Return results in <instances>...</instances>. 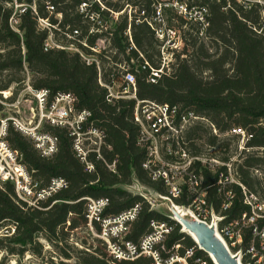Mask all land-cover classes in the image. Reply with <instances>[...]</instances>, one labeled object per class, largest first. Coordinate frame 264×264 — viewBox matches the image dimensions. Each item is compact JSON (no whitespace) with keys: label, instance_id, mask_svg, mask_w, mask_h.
<instances>
[{"label":"trees","instance_id":"16d2710c","mask_svg":"<svg viewBox=\"0 0 264 264\" xmlns=\"http://www.w3.org/2000/svg\"><path fill=\"white\" fill-rule=\"evenodd\" d=\"M143 1L144 6L139 10L143 14H134L131 18L130 36L126 31V9L119 0H43V3L39 0H15L25 4V10L18 14L16 29L9 23L12 10H4V17L0 22V46L4 45L6 50L0 52V71L20 70L26 64L38 75L28 88L33 93L46 91V108L58 93H70L76 98V112L86 110L90 113L83 123V129L94 128L104 134L98 153L93 150L96 145L90 143L91 136L90 140L84 141L83 146L88 152L83 160L74 149L73 136L67 125L44 122L40 132L56 138L55 151L45 156L30 137L17 130L12 122L7 123L6 144L17 152V159L24 171L37 177L40 183L31 180V190L23 191L29 195L27 197L35 198L36 204L33 203V206H28L26 199H23L25 202L17 199L14 185L9 180L4 181L3 186L0 185V224H13L11 234L6 232L0 236V249L5 252L14 253L17 250L21 254L28 246L33 247L37 233H43L44 238L52 242L61 230L62 234H77L85 227L94 225L103 247L98 244L101 249L98 256L85 253L86 257L82 260L84 264H153L151 256H138L132 261L113 259L105 249L107 244L100 237L102 219L116 216L135 204H140L141 210L138 217L130 223L125 240L136 243L150 232L152 220L165 221L171 228L170 233L154 246L161 261L174 252L182 256L183 247L196 248L195 241L187 233L180 231L182 227L179 223L151 209L141 195L122 188L136 179L161 195L167 194L164 185L152 181L142 167L146 149L139 142L140 126L133 116L138 100L180 105L197 116L204 117L206 122L195 121L184 132L186 148L194 154L208 146L212 148L213 154H222L221 159L226 160L229 150L236 151L235 146L230 147V142L240 137L239 134L226 133L236 128L244 130L250 135L244 143L249 151L240 152L241 159L233 165L241 182L248 189H259V179L252 171L258 169L264 174V31L259 3L185 0V10L188 13L196 9L203 15L204 38L199 43L197 37L189 44L185 43L182 49L185 57L179 58L177 54L175 67L169 73L164 70L155 83H149L146 80L149 68L145 62L150 67L159 68L161 50L156 48L158 41L148 18L151 17L150 14H154L155 5L164 10L169 1ZM176 1L181 3L184 0ZM81 3H88V15L92 13L98 19L108 17L110 12L118 13L119 20L108 31L109 49L113 52V66L121 63L117 59L118 55L127 64L130 60L135 61L130 65L131 69H126L135 79V98L107 101V88L104 85L120 82L124 70L115 73L112 70L115 67L104 69V63L110 59L107 51L101 53L91 49H95L98 33L87 34L88 26L85 25L83 14L75 11ZM165 3L167 6H164ZM48 5L53 7L51 12L48 11ZM31 7L35 8V13ZM167 9L173 10L172 7ZM54 14H59L60 19L53 18ZM39 18L47 19L50 25L40 29ZM75 27H79L80 33ZM57 28L59 31L67 29L71 36L76 30L77 34L73 37L85 40L83 44L76 43L77 47L86 53L89 49L96 52L98 63L87 64L78 52L46 47L48 35L52 33V29L56 32ZM204 39L208 40L209 47ZM187 40L186 38L184 41ZM206 72L208 75L203 76ZM17 81L15 77L6 79L4 83H0V91H7L10 84ZM9 98L10 96L6 97V101ZM213 128L216 134L213 133ZM205 134L206 142L202 140ZM199 140L202 143L197 145L196 141ZM86 163L91 164L92 168L88 169ZM109 165H113V168ZM202 177L205 183H212L216 179V175L206 169L202 170ZM53 179H63L65 186L40 196L43 191L48 190ZM233 187L238 197L228 211L229 219L243 209L239 200V187ZM208 196L217 212L221 201L214 188L208 191ZM100 198H106L108 203L100 213V220L92 219L89 223L86 217L88 201ZM174 202L185 206L189 204L185 197ZM177 244L178 249H172ZM16 246L19 248L16 249ZM194 258L205 264H213L209 256L200 249H196ZM194 258L187 259V262L197 264Z\"/></svg>","mask_w":264,"mask_h":264},{"label":"built area","instance_id":"2783aa9c","mask_svg":"<svg viewBox=\"0 0 264 264\" xmlns=\"http://www.w3.org/2000/svg\"><path fill=\"white\" fill-rule=\"evenodd\" d=\"M237 1L243 4L260 2V0ZM176 3L179 4V2ZM47 7L48 11L51 12L53 7L49 5ZM31 8L35 13V8ZM24 10L25 5L21 4L19 12L22 13ZM157 14L159 13L157 12ZM9 23L16 29L17 19L11 16ZM38 24H44L46 27L50 25L47 19L41 18L38 19ZM75 34H77L76 30L73 31L72 36ZM45 46L50 47L51 45L46 41ZM91 49L96 51L94 48ZM82 57L87 64L98 63L96 58L83 55ZM145 64L149 68L147 82L155 83L157 78L164 73V69L162 67H150L147 62ZM104 86L107 88L106 97L109 102L113 99L136 97L134 76L126 69L121 74L120 82ZM33 94L38 100L41 114L45 116V122L51 125L68 126L70 135L73 136L74 149L81 159L85 160L88 149H85L83 144L85 140L91 139L90 136L92 137L90 143L96 145L93 150L99 152L98 147L104 135L103 131L94 128L83 129V123L87 121L90 113L86 110L76 112L74 108L76 98L72 94L58 93L48 109L45 107L46 91L40 90ZM43 109L46 111L45 113H43ZM133 116L140 126L139 142L146 149L142 167L152 181L161 182L167 189V194L163 195L162 198L169 202L168 209L171 213L169 217L179 223L173 213L172 209H174L183 218L203 222L214 229L215 235L222 241L227 251L236 257L241 264H264V174L258 169L252 170L253 175L259 179L260 186L256 191L248 189L241 182L233 165L237 160L234 158L235 156L231 155L232 152L237 153L238 150L237 157H239L240 152L249 151L248 148L244 147V143L250 135H247L240 128L232 129L226 133V135L239 134L242 145H239L236 151L229 150L226 153L227 159L224 160L221 159L222 154H213L212 148L208 146L203 147L202 151L196 154L191 153L186 148L184 132L187 127L195 121L206 122L204 117L197 116L191 110L184 109L180 105L138 100ZM11 122L17 130L35 142L42 155L48 156L55 151V137L38 133L34 128L27 129L16 119ZM6 126L7 124L4 123L0 125V182L6 181V157L16 159L18 156L17 152L12 151L6 144ZM213 133L216 134L214 128ZM86 165L88 169L92 168L91 164L86 163ZM109 167L112 169L113 165H109ZM203 169L216 175V179L212 183L204 182ZM64 186L65 181L63 179H53L48 190L43 191L40 196ZM233 186L239 187V200L243 209L238 211L234 218L229 219L228 211L238 197ZM211 188L215 189L216 195L221 201L217 212L214 211L208 196V191ZM133 194H139L143 197V194L140 193ZM181 197H185L189 204L185 206L174 202ZM145 200L148 202L149 199ZM107 203L106 198L89 199L86 213L89 223L92 219L100 220V213ZM140 210V204H135L116 216L101 220L102 231L100 236L113 248V259L132 261L138 256H151L154 259L153 264H173L174 262L189 264L187 259H193L196 251V248L192 246L183 247L182 256L174 252L169 254L164 261L158 258L154 246L162 242L171 230L165 221L152 220L150 232L136 243L124 239L130 223L138 217ZM112 224H116V229L110 228ZM178 247L177 244L172 249L177 250ZM194 262L205 264L198 258H194Z\"/></svg>","mask_w":264,"mask_h":264},{"label":"rangeland","instance_id":"374dc122","mask_svg":"<svg viewBox=\"0 0 264 264\" xmlns=\"http://www.w3.org/2000/svg\"><path fill=\"white\" fill-rule=\"evenodd\" d=\"M40 3H43V0H39ZM107 1V0H105ZM113 2L117 0H111ZM120 3L124 5V9H126L128 26L127 33L130 36V22L131 18L135 15L143 14L141 7L144 6L143 0H119ZM168 7H172L173 10L162 9L159 5H155L154 14H150L151 17L148 18L149 24L151 28L154 29L155 38H157L158 47L161 50V65L165 71H171L177 62L176 55L179 54V58L185 57V54H182V49L185 47V43L192 42L198 38V43L201 39L204 38V34L202 33V28L205 23V19H203V15L200 14L196 9L191 13H188V10H185V4L187 3L185 0L183 2H179L177 4L176 0H168ZM128 2V3H127ZM22 3L15 2V0H0V22L4 17V10L11 9V16L14 19L18 20V14L20 5ZM25 5V4H23ZM259 5L260 9V21L262 23V28L264 31V0H260ZM34 6V5H32ZM153 4H151V7ZM164 6H167L165 3ZM75 11L83 14V18L85 19V25L88 26V33H98V38L95 40V50L101 51L103 53L106 50L107 55L109 56V61L104 63V69H109L110 67H115L116 69H112L115 73L117 71H123L125 69H131L130 65L134 64L135 61L126 63L123 60L121 55H118L117 59L121 60V63H117V66L114 62H112L113 52L110 48V36L109 32L112 30L113 24L118 19V13L110 12L109 16L103 19H98L96 15H93L89 12L88 3H81V5L75 8ZM159 11V14H157ZM179 16L184 21H181L176 16ZM10 16V17H11ZM88 19H87V18ZM53 18L60 19L59 14H54ZM45 25H39L38 27L41 29L45 28ZM13 28V27H12ZM78 29V33H80L79 27H75ZM79 35V34H78ZM197 37V38H196ZM187 41H184L185 39ZM46 41L54 48H65L68 52H78L83 56H90L96 58L98 60V56L89 49V52L86 53L80 50L76 43H84V39L77 40L73 36L70 35V32L67 29L59 31L57 28L56 32L52 29V33L48 35ZM206 46L209 47L208 40H205ZM6 48L4 45L0 46V52L5 51ZM99 53V52H98ZM188 54V53H187ZM155 58V56L153 57ZM164 65V67H163ZM168 67V70H166ZM136 69V67H135ZM135 71V70H134ZM208 73H203V76H207ZM10 77H15L17 82H13L8 87L7 91H0V104L2 109L0 110V125L4 123L5 125L8 122L16 119L18 120L25 128L30 129L34 128L35 131L41 133L43 129V123L45 122V116L41 114L40 108L38 106V100L35 98L33 92L28 88L29 85L35 82L38 78V75L30 70L26 64L20 70H6L0 71V83H4L6 79ZM10 96V100L6 101V97ZM48 109V107H47ZM46 111L43 109V113ZM207 134L203 136V139L206 142ZM202 141H196L197 145H200ZM242 145V142L239 138L234 139L230 142V147H239ZM206 147V146H204ZM236 154V155H235ZM232 156H235L236 160L239 159L238 150L237 153L232 152ZM6 180H9L14 185V190L16 193L17 199L24 201L26 199V203L28 206H33L32 204H36L35 198L27 197L29 196L27 193L23 192L27 190H31L29 188L30 182L37 181L40 183V180L28 174L24 171L23 167H20V162L16 158L6 157ZM0 185L3 186V182H0ZM122 188L128 190L133 193L143 194V197L148 200L149 207L162 215L169 217L171 214L168 205L169 202L162 198L163 195L159 194L156 190L152 189L149 186H146L136 179L132 180L129 185L122 186ZM147 201V200H146ZM25 202V201H24ZM116 224L110 225L111 229L115 228ZM62 231L58 234V237L54 241H47L44 238L43 233L36 234V244L32 246H28L21 254L18 251H14V253L5 252L3 249H0V264H84L83 258L86 257L85 253L93 254L98 256L99 251L101 249L100 246L103 247L98 240L99 234L96 230V227L87 226L83 230H80L77 234L72 232H66L62 234ZM182 231V228H180ZM6 232L11 234L13 232V224L10 222H3L0 224V236H3ZM186 233V232H185ZM101 239L107 244L106 250L108 253L113 255V248L109 246L106 240L100 236ZM191 237V236H190ZM195 243V242H194ZM91 244V245H90ZM100 246H99V245ZM196 249H199V246L195 243ZM19 246H16L18 249Z\"/></svg>","mask_w":264,"mask_h":264},{"label":"water","instance_id":"95a60500","mask_svg":"<svg viewBox=\"0 0 264 264\" xmlns=\"http://www.w3.org/2000/svg\"><path fill=\"white\" fill-rule=\"evenodd\" d=\"M172 210L181 227L183 224L185 229L194 234L197 241L187 233L199 245V249L209 256L213 264H241L236 257L227 251L222 241L215 235L212 227L194 219L183 218L174 209Z\"/></svg>","mask_w":264,"mask_h":264},{"label":"bare ground","instance_id":"6f19581e","mask_svg":"<svg viewBox=\"0 0 264 264\" xmlns=\"http://www.w3.org/2000/svg\"><path fill=\"white\" fill-rule=\"evenodd\" d=\"M177 209H180V208H177ZM181 211L184 212L183 210H181ZM183 226H184V225L182 224V230L185 231L186 233L190 234V235L193 237V239L196 240L194 234H192L191 232H189V231H188L187 229H185ZM196 241H197V240H196ZM211 257H212V255H211ZM212 258H213V257H212Z\"/></svg>","mask_w":264,"mask_h":264}]
</instances>
